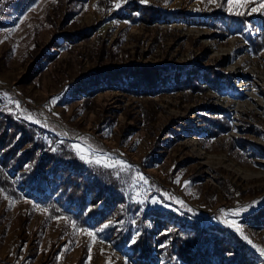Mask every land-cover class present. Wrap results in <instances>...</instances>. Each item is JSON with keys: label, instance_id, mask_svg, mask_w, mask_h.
<instances>
[{"label": "rangeland", "instance_id": "obj_1", "mask_svg": "<svg viewBox=\"0 0 264 264\" xmlns=\"http://www.w3.org/2000/svg\"><path fill=\"white\" fill-rule=\"evenodd\" d=\"M108 4L0 0V117L19 115L49 145L99 159L122 193L106 235L51 217L36 188L17 198L0 188V264H188L165 249L171 236L155 241L162 222L223 237L225 259L197 254L199 264H264L253 247L264 248V11H251L256 0ZM148 4L165 21L118 13ZM128 64L154 67L155 87H131L125 71L83 80Z\"/></svg>", "mask_w": 264, "mask_h": 264}, {"label": "trees", "instance_id": "obj_2", "mask_svg": "<svg viewBox=\"0 0 264 264\" xmlns=\"http://www.w3.org/2000/svg\"><path fill=\"white\" fill-rule=\"evenodd\" d=\"M98 5L104 9L110 8L108 0H98ZM129 9L134 14L125 16V11ZM118 13L125 19L143 21L146 24L166 19L154 4L124 6ZM125 67L91 71L83 80L91 77V81L97 82L104 75L125 71L130 75L126 79L131 87L150 88L154 85V79L158 75L154 67L140 64H128ZM102 86L97 83L88 91L92 93ZM197 88H200L199 85ZM37 130L34 124L19 115L3 113L0 117V188L16 198L25 191L36 188L39 194L33 195V198L48 210L51 217H66L80 229H103L106 235L112 234L117 205L122 201L118 179L108 169L80 159L72 149L65 148L69 144L66 141L58 148L44 142ZM29 161L31 163L25 166ZM163 231L167 232L162 233ZM152 234L158 244L167 235L171 236L169 247L157 248L158 251L169 249L188 264H199L195 261L197 254L200 257L207 255L224 260L230 252L229 245L218 233L207 235L194 224H190L188 229H180L162 222L161 229L152 231ZM245 260L247 264H253L248 258Z\"/></svg>", "mask_w": 264, "mask_h": 264}, {"label": "snow or ice", "instance_id": "obj_3", "mask_svg": "<svg viewBox=\"0 0 264 264\" xmlns=\"http://www.w3.org/2000/svg\"><path fill=\"white\" fill-rule=\"evenodd\" d=\"M233 2V0H229V4L231 5ZM250 2H252V0H236V3L239 7H245L246 5H248ZM257 6L256 7H252L251 11L252 12H259V11H264V0H256ZM119 5H117L118 7ZM232 8L231 6L229 7V11H231ZM237 14H243V13H237ZM55 99L52 100V103H55ZM28 119H31V117H28ZM74 147H79V146H74ZM95 162L97 164H100L101 161L99 159L95 160ZM105 167H114V164H105ZM139 180L143 181L144 183H147V180L141 175L138 177ZM187 183V182H186ZM155 202V201H154ZM108 225H105V227H107ZM229 226L234 227L238 232L241 231L239 225H237L235 223V221H231L229 222ZM73 227L75 228L76 226L73 225ZM79 230V229H77ZM84 232L86 233L87 236L92 237L93 240L95 239L96 234L94 232L88 231V230H84ZM242 234V233H241ZM139 235V233H136L135 236L132 237L131 239V243H135L136 242V237ZM246 240L248 239L247 237H244ZM249 243H251V241H249ZM161 247H163V245H161ZM254 248L257 249V251L264 256V248H260L256 245H253ZM89 251H91V246H89Z\"/></svg>", "mask_w": 264, "mask_h": 264}, {"label": "bare ground", "instance_id": "obj_4", "mask_svg": "<svg viewBox=\"0 0 264 264\" xmlns=\"http://www.w3.org/2000/svg\"><path fill=\"white\" fill-rule=\"evenodd\" d=\"M256 93V92H255ZM254 92H253V94H255ZM257 94V93H256ZM257 98V97H256ZM247 103V102H246ZM245 103V104H246ZM259 105V104H258ZM257 105L256 104H254V106L253 107H256ZM251 107H252V105H251ZM239 109V108H238ZM43 116V115H42ZM44 119V118H43ZM47 120V119H46ZM56 121V120H55ZM58 127V126H57Z\"/></svg>", "mask_w": 264, "mask_h": 264}]
</instances>
